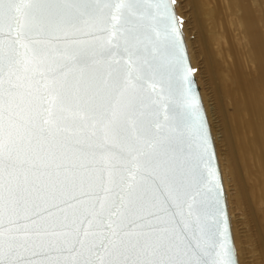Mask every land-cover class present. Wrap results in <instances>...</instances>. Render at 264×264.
<instances>
[{
    "label": "snow or ice",
    "instance_id": "snow-or-ice-1",
    "mask_svg": "<svg viewBox=\"0 0 264 264\" xmlns=\"http://www.w3.org/2000/svg\"><path fill=\"white\" fill-rule=\"evenodd\" d=\"M182 6L0 0V264H242Z\"/></svg>",
    "mask_w": 264,
    "mask_h": 264
},
{
    "label": "bare ground",
    "instance_id": "bare-ground-1",
    "mask_svg": "<svg viewBox=\"0 0 264 264\" xmlns=\"http://www.w3.org/2000/svg\"><path fill=\"white\" fill-rule=\"evenodd\" d=\"M177 13L188 19L237 252L264 264V0H183Z\"/></svg>",
    "mask_w": 264,
    "mask_h": 264
},
{
    "label": "water",
    "instance_id": "water-1",
    "mask_svg": "<svg viewBox=\"0 0 264 264\" xmlns=\"http://www.w3.org/2000/svg\"><path fill=\"white\" fill-rule=\"evenodd\" d=\"M184 41H185V38H184ZM185 47H186V50H187V55H188V58H189L190 65L192 66L191 61H190V57H189V53H188V48H187L186 41H185ZM194 80H195V82H196L197 90H198V92H199V94H200V96H201L200 88H199V86H198V82H197V79H196L195 74H194ZM201 99H202V97H201ZM202 103H203V100H202ZM203 107H204V103H203ZM204 109H205V107H204ZM205 111H206V110H205ZM206 114H207V113H206ZM207 118H208V117H207ZM215 150H216V148H215ZM217 165H218V169H219V171H220V167H219L218 160H217ZM220 173H221V172H220ZM221 179H222V176H221ZM222 183H223V180H222ZM223 186H224V185H223ZM227 207H228V206H227ZM231 230H232V227H231Z\"/></svg>",
    "mask_w": 264,
    "mask_h": 264
},
{
    "label": "rangeland",
    "instance_id": "rangeland-1",
    "mask_svg": "<svg viewBox=\"0 0 264 264\" xmlns=\"http://www.w3.org/2000/svg\"><path fill=\"white\" fill-rule=\"evenodd\" d=\"M184 21H185V25H187V23H188V19L185 17L184 18ZM194 69V68H193ZM198 69L201 71V65L199 64L198 65ZM194 74H195V71H194ZM195 76H196V74H195ZM196 79H197V77H196ZM197 82H198V80H197ZM198 86H199V88H200V85H199V83H198ZM200 92H201V90H200Z\"/></svg>",
    "mask_w": 264,
    "mask_h": 264
}]
</instances>
